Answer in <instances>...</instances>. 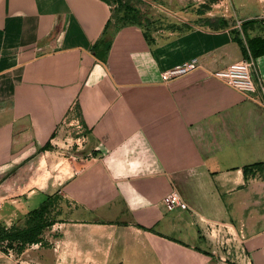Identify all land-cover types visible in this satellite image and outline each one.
I'll return each mask as SVG.
<instances>
[{"label":"crops","instance_id":"1","mask_svg":"<svg viewBox=\"0 0 264 264\" xmlns=\"http://www.w3.org/2000/svg\"><path fill=\"white\" fill-rule=\"evenodd\" d=\"M234 4L238 20L252 21L242 41L264 38V2ZM109 21L104 0H0V183L83 131L75 172L42 190L74 204L67 219L85 233L58 237L66 250L53 246V257L264 264V169L252 167L264 164V103L258 91L210 75L248 56L238 30L193 27L150 39L124 26L108 37ZM194 57L199 68L162 81V71ZM252 59L264 82V54ZM172 190L186 209L165 208ZM26 192L16 201L35 202L30 209L44 199ZM215 224L243 237L221 244Z\"/></svg>","mask_w":264,"mask_h":264},{"label":"rangeland","instance_id":"2","mask_svg":"<svg viewBox=\"0 0 264 264\" xmlns=\"http://www.w3.org/2000/svg\"><path fill=\"white\" fill-rule=\"evenodd\" d=\"M108 4V37L124 26H138L147 38L152 39L157 34L179 33L193 27L210 30L234 27L236 20L244 19V14H234V0H109ZM262 17L264 14H261ZM221 20L225 21V25L221 24ZM235 29L243 36L241 29ZM82 133L83 131L77 133L75 138L65 143L66 145L56 148L59 152L46 158V161L34 164L29 170L17 172V178L14 177L12 183H0V224H9L17 214L16 223L21 225L26 213L35 205V202L20 205L19 201H16L20 196L16 193L26 190V193H29L33 190L35 193L32 196L46 198L49 194L43 195V189L46 191L58 186L59 182L65 181L75 172L72 161L78 152L86 149L88 142L82 137ZM50 198L52 203L48 214L56 219L58 224L44 230L40 247L26 246L25 249H28H24L22 254L17 253L15 249L6 250V242L0 243V264H100V260L67 259L65 253V258L53 257V246H64L66 250L65 244L58 242V237L72 235L80 238L85 233L83 230L78 231L79 226L67 219L74 215L76 206L57 193L51 194ZM61 222L66 224H60Z\"/></svg>","mask_w":264,"mask_h":264},{"label":"built area","instance_id":"3","mask_svg":"<svg viewBox=\"0 0 264 264\" xmlns=\"http://www.w3.org/2000/svg\"><path fill=\"white\" fill-rule=\"evenodd\" d=\"M261 23L264 26V17L261 18ZM241 24V21L236 20L233 28L241 29ZM199 67V61L196 57H194L186 62L162 71L161 79L163 82H169L170 80L184 76ZM253 67V59L248 53L246 58L232 62L224 69L212 71L210 72V75L223 80L229 86L245 94L258 91L261 95V100L264 103V82L260 77H253ZM162 203L168 211H173L176 208H187L186 202L176 190H172L171 192L165 194L162 197ZM211 233L217 237L221 244L227 243L228 240L238 241L239 238L243 237L241 232L234 230L227 224L212 225Z\"/></svg>","mask_w":264,"mask_h":264},{"label":"trees","instance_id":"4","mask_svg":"<svg viewBox=\"0 0 264 264\" xmlns=\"http://www.w3.org/2000/svg\"><path fill=\"white\" fill-rule=\"evenodd\" d=\"M104 1L109 2V0ZM218 21L220 23L219 19ZM250 22L252 21L242 22L241 30L243 32L245 26ZM221 24L225 25V21L221 20ZM234 39L243 47L245 54L249 52L253 58L264 54V38H246L244 43L239 37V32L235 31ZM100 41L101 43L103 42L102 40ZM252 167L264 169V164H254ZM246 169L244 170L246 171ZM50 197L51 195H48L37 207L30 209L21 225L15 223L9 228H5L0 224V243L6 242V250L15 249L17 253H21L26 246L43 243L41 235L44 230L57 222L56 219L51 218L48 214L52 203Z\"/></svg>","mask_w":264,"mask_h":264}]
</instances>
